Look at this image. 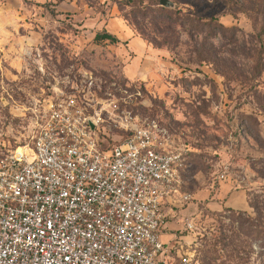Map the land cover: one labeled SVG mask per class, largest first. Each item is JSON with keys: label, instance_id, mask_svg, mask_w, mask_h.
<instances>
[{"label": "rangeland", "instance_id": "rangeland-1", "mask_svg": "<svg viewBox=\"0 0 264 264\" xmlns=\"http://www.w3.org/2000/svg\"><path fill=\"white\" fill-rule=\"evenodd\" d=\"M170 1L0 0V146L27 142L31 109L69 92L100 118L102 145L123 141L125 116L155 120L187 150L183 193L220 202L227 184L248 203L200 205L191 250L202 264H264V0ZM101 28L149 50L95 43ZM141 54L146 73L131 78L124 59Z\"/></svg>", "mask_w": 264, "mask_h": 264}, {"label": "built area", "instance_id": "built-area-1", "mask_svg": "<svg viewBox=\"0 0 264 264\" xmlns=\"http://www.w3.org/2000/svg\"><path fill=\"white\" fill-rule=\"evenodd\" d=\"M87 106L69 92L34 107L30 139L0 146V264H201L195 249L160 238L186 148L132 116L120 120L122 142L102 145Z\"/></svg>", "mask_w": 264, "mask_h": 264}, {"label": "crops", "instance_id": "crops-1", "mask_svg": "<svg viewBox=\"0 0 264 264\" xmlns=\"http://www.w3.org/2000/svg\"><path fill=\"white\" fill-rule=\"evenodd\" d=\"M121 41L126 42L129 47L132 44H137L144 52L149 50L148 47L136 37L127 36ZM142 56L143 55L141 54L140 56H129L128 59H124L127 67L126 75L131 78L137 76L142 77L145 75L146 72H144L143 69L146 68L145 65L149 64V60L146 55L144 57ZM228 187L227 184L221 185L219 194L224 195L225 193V195L221 197L222 199L220 202H204V200H197L198 198H195L192 194L188 201H182L181 196L185 194L182 190L184 188L182 182L177 193L173 194L172 197L163 199L162 201L161 209L164 219L160 235L161 240L165 243H172L175 240L183 243L188 240V250L191 252V233H185L186 230L184 229V224L186 221L192 219L191 216L197 213L200 205L215 210L222 207L246 210L248 203L244 198V193L241 190L230 192Z\"/></svg>", "mask_w": 264, "mask_h": 264}, {"label": "trees", "instance_id": "trees-1", "mask_svg": "<svg viewBox=\"0 0 264 264\" xmlns=\"http://www.w3.org/2000/svg\"><path fill=\"white\" fill-rule=\"evenodd\" d=\"M93 41L95 43H100L102 41H109L111 43H119V42H121L118 37H116L115 35H113L112 33L108 32L105 29H100V30L95 31L94 34H93ZM123 43H125V42H123ZM249 205L252 208H254V209L256 207L255 203H249ZM226 209H230V208H226ZM243 212H246V211L243 210ZM262 233H264V230H262ZM196 258L200 261V259L197 256H196ZM201 264H202V262H201Z\"/></svg>", "mask_w": 264, "mask_h": 264}, {"label": "water", "instance_id": "water-1", "mask_svg": "<svg viewBox=\"0 0 264 264\" xmlns=\"http://www.w3.org/2000/svg\"><path fill=\"white\" fill-rule=\"evenodd\" d=\"M159 4L165 7H172L173 6V2H171L170 0H159ZM92 127V125H91Z\"/></svg>", "mask_w": 264, "mask_h": 264}]
</instances>
